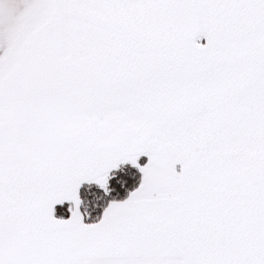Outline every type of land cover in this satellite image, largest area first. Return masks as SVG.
I'll return each mask as SVG.
<instances>
[{"label": "snow or ice", "instance_id": "1", "mask_svg": "<svg viewBox=\"0 0 264 264\" xmlns=\"http://www.w3.org/2000/svg\"><path fill=\"white\" fill-rule=\"evenodd\" d=\"M0 264H264V0H0Z\"/></svg>", "mask_w": 264, "mask_h": 264}]
</instances>
